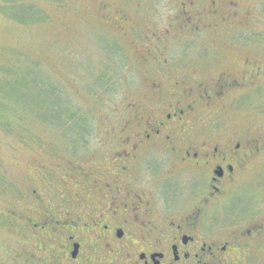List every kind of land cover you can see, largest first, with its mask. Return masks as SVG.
<instances>
[{"label": "flooded vegetation", "instance_id": "af4514ba", "mask_svg": "<svg viewBox=\"0 0 264 264\" xmlns=\"http://www.w3.org/2000/svg\"><path fill=\"white\" fill-rule=\"evenodd\" d=\"M243 61V70L161 85L164 100L145 121L129 119L96 151L89 134L68 135L81 144L67 151L78 161L54 170L67 199L21 194L4 212L15 237L0 264H263L264 196L245 202L242 190L264 170V136L250 119L260 111H240L264 67Z\"/></svg>", "mask_w": 264, "mask_h": 264}, {"label": "rangeland", "instance_id": "374dc122", "mask_svg": "<svg viewBox=\"0 0 264 264\" xmlns=\"http://www.w3.org/2000/svg\"><path fill=\"white\" fill-rule=\"evenodd\" d=\"M195 1L185 9L182 0H0V249L15 237L4 212L21 194L67 199L54 170L78 161L67 151L81 144L68 135L89 134L96 151L129 119L145 121L164 100L161 85L243 70L244 59L264 67V0ZM259 81L240 112L260 111L250 119L264 136V74ZM51 86L69 113L53 112ZM253 179L245 202L264 196V170Z\"/></svg>", "mask_w": 264, "mask_h": 264}, {"label": "trees", "instance_id": "16d2710c", "mask_svg": "<svg viewBox=\"0 0 264 264\" xmlns=\"http://www.w3.org/2000/svg\"><path fill=\"white\" fill-rule=\"evenodd\" d=\"M48 95H49V97H50V99H51V101L54 103V107L55 108H53V112L55 113L56 111L58 112V110H60V112L61 111H63V112H67V113H69L68 111H67V109L64 107V106H62L61 105V99H60V97H59V90H56V88H55V86H51V90H50V92L48 93ZM48 97V98H49ZM59 104V106H56V105H58ZM58 109V110H57ZM65 109V110H64ZM48 113V112H47ZM74 123L75 122H78V124H79V121H73Z\"/></svg>", "mask_w": 264, "mask_h": 264}]
</instances>
